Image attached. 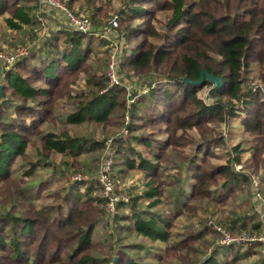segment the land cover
<instances>
[{"label": "trees", "instance_id": "trees-1", "mask_svg": "<svg viewBox=\"0 0 264 264\" xmlns=\"http://www.w3.org/2000/svg\"><path fill=\"white\" fill-rule=\"evenodd\" d=\"M38 1L0 0V17L16 30L34 27L38 24ZM98 2L68 0L66 5L98 23L104 14ZM163 13L167 14V21L165 32L161 33L155 23ZM117 16L118 30L131 47L121 63L123 71L140 77L152 72L158 75L154 79L155 87L153 81L150 90L139 95L131 106L120 87L100 94L108 86L107 76L93 73L89 63L95 49L103 46L104 41L95 45L91 36L70 31L53 33L43 40L39 49L5 71L6 85L0 95V100L4 99L0 103V264H97L99 261L95 235L97 224L106 215V200L101 196L98 181L74 182L65 194H57V203L38 209L30 202L32 189L26 188L27 180L36 176L37 165L25 170L23 178H13L16 159L26 158V149L35 146L36 138L41 140L43 160L55 154L79 158L102 146L89 138H72L66 131L60 136L43 129L56 117L62 100L75 99L73 85L83 74L90 77L86 93L92 95L91 101L69 115L66 123L106 124L125 119L129 114L131 121L126 127L130 135L124 141L123 137L113 140L114 169L122 155V175L127 171L144 174L148 191L143 197L151 200L150 208L157 207L156 198L163 194L160 170L169 159V151L181 156V164L172 167H186L189 171L190 193L178 201L180 205H175L172 218L141 209L139 197L117 207L115 223L132 224L116 226V231L134 229L153 242L165 243L160 264L167 257L175 258L178 264H194L198 260L199 242L210 232L219 237L210 227L199 232H175V221L195 211L197 205L192 204L199 205L205 200L225 203L249 181L248 175L234 170V164L242 163L243 153H251L250 167L260 175L264 187V93L245 90L244 77L254 64L264 68V0H122ZM202 70L222 79V86L211 96V105L199 94L210 90L212 83L205 81L195 86L183 82V79L198 81ZM239 113L243 135L251 147L242 150L237 146L234 161L215 165L211 158L219 159L214 148L224 138L210 125L221 124ZM7 114L9 121L5 120ZM144 130L151 133L137 135ZM193 130L199 133V141L191 135ZM156 131L164 138L157 139ZM132 144L145 147L149 157L135 152ZM188 145L195 147V156L189 160L178 153L179 148ZM46 188V183L41 184L37 193ZM125 207H129L130 213L121 215L119 212ZM227 225L232 232L261 230L259 223L249 228L246 219H236ZM236 247L223 248L235 254L231 260L227 254L226 258L221 257L224 251L218 247L202 264H236L240 258ZM259 247L258 243H252L249 249ZM116 255L117 262L112 260L115 264H141L125 251L119 250ZM191 255L195 259L190 260Z\"/></svg>", "mask_w": 264, "mask_h": 264}, {"label": "rangeland", "instance_id": "rangeland-1", "mask_svg": "<svg viewBox=\"0 0 264 264\" xmlns=\"http://www.w3.org/2000/svg\"><path fill=\"white\" fill-rule=\"evenodd\" d=\"M61 1L65 4L68 2V0ZM124 1L125 0H123V2ZM121 4L122 0H100V2H98V5L103 7L104 9V14L101 15L102 17L100 18L101 22H93L94 27H96L97 30L99 29V32L101 28L107 27L109 25V22L112 18L118 17L117 15ZM78 15L87 16L84 13H79ZM166 21L167 14H161L159 17V22L155 23V26L159 32H165ZM46 22H49L48 26L50 33H56L53 32L56 28L53 20L51 18H48L46 19ZM137 23L139 22H136V24ZM38 29L39 26L37 24L34 27L24 26L22 30H16L5 21L4 17H0L1 89L3 88V85H6L5 71L10 67L12 68L17 63V56H19L18 53L22 50H28L27 55H29L30 53L36 51L41 47L43 41L39 40L37 36L38 33L36 31ZM120 34L124 37V42L122 44V48L124 49V60V56L131 47L126 37L122 33ZM91 37L94 39L95 45H98L101 43V41H104L103 46H100V48H97V50L95 49L89 63V65H91L92 67V72L98 73L99 77H101L102 74L105 75L107 72L108 59L109 55L112 52V47L110 44L111 38H102L100 37V35ZM120 71L121 74L125 76L121 84L125 85L126 87H130L131 90L133 89L136 95H142L141 93H143L144 90L146 91L145 93H147L150 90L149 84H152L156 76H158L157 73L152 72V75H148L147 77H140L123 71L121 67ZM244 77L246 79L245 90L254 89L255 86H261L264 89V68H261L260 65H252L250 67V70L245 74ZM89 79L90 77L88 76V74H83L81 76V79H79L73 85L72 95L75 97V99L62 100L56 110V117L52 122L46 123L43 126V129L46 133H53L60 136L66 131V133L72 138H89L91 140L100 142L102 146L94 150L93 152L83 154L79 158L68 157L63 154H55L47 160H43V158L45 157H43L41 140L40 138H36L33 140V144H35V146H30L26 149V158L18 157L16 159V162L14 163L13 178L18 180L21 177H24L23 174L25 170L30 169L33 164L37 165L35 172L36 176L27 180L28 184H26V188L32 189L30 192V202L38 209L57 203V194H65L72 183L75 182L73 178L77 175H80L84 179L77 182H90L91 180L98 181L101 165L106 153L105 151L107 141H109L110 139L115 140L122 137V140L124 141L126 140V137L130 135L128 128V134L125 135L123 133L126 129L125 127L127 126L125 124L126 118L114 119L112 121H108L106 124H100L97 122H86L81 124L66 123L69 115L75 114L82 107H86L87 105H89L88 103H90L91 101L90 96H92L89 93H86L88 90L87 82ZM153 83H155V81ZM120 89L124 90V94L126 96L125 88L121 86ZM108 90L109 89L106 87L103 91L100 92V94H103ZM208 91L209 90H202L199 96L207 105H211L213 102L212 100H210L211 97H208ZM262 92L264 93V91ZM1 101H4V99L0 100V103ZM240 115L241 114L239 113V115L229 117L225 122L221 124L210 125L212 129L217 131L218 135L223 136L224 138V142L214 148V152L219 159L216 160L211 158V162L215 165H225L230 161H234V158H236L235 148L237 146H240L242 150H247L251 147V143L249 141H246L248 138L243 135V128L240 123ZM8 116L5 118V120L7 121L10 120V116ZM130 121L131 120L129 119L128 125L130 124ZM149 133H151V130H144L137 132V135H148ZM155 133L157 139L164 138V136L159 134L157 131ZM191 135L194 136L195 140L199 141L200 135L197 130L191 131ZM132 147L134 148V150H136L135 152H138L142 157H149L147 155V150H145V147L138 144H132ZM112 149L115 153V165L116 151L113 145ZM194 149V146L188 145L179 148L178 153L189 160L193 156H195L193 155L195 154ZM168 155V161L166 163H163L160 170V179L162 180L161 183H163L161 185V190L163 191V194L162 196L156 198L159 201L157 207L150 208L149 204L151 203V200H146L143 197L144 193L148 191L146 187L147 179L145 178L144 174L139 171H127L122 175V173L120 172L122 169L120 166L123 163L122 155L117 158V165L113 173V178L116 184V194L119 197H127L129 199L128 203H131V199L139 197L141 200V209L147 211L149 210L154 213H164L172 218L174 215L173 209L175 205H180L178 204V201H183L186 195L190 193L191 182L189 180L190 174L186 167H182V169L172 167L174 165L176 166V164H181V156L179 157L177 154L172 153L171 151H169ZM201 156L202 155L200 154L199 157L201 158ZM241 160L244 170L237 172L236 165L234 164L235 172L248 175L249 178L251 176L257 177V179L260 181V192L264 197V187L262 188L260 175L252 172V169L250 167L252 164L251 153L249 151L243 153L241 156ZM186 163L187 162H184V164ZM184 164H182V166ZM43 183H46L47 188L42 191L41 194H38V188ZM213 188L215 190L217 189V187L215 186H213ZM100 193L103 197L102 190ZM255 200L256 199H254V193L250 186V182L247 181L242 184V186L239 187L235 191V193L225 201V203L220 204L212 202L211 200H205L199 205L196 203L192 204L197 205L195 211L190 212L189 214H187V216H180L175 221L174 231L178 233H183V231L191 230L199 232L203 228L209 227V223H215L232 233V235L234 236L259 235L262 229L259 232L254 230H236L233 231V233L232 230H229L230 227L227 225L230 221H234L236 219H246L250 224L249 228L257 223L262 225L259 212L256 211L258 207L256 206L257 202ZM117 212V209L116 211L107 210L106 205V215L97 224L95 235V242L98 244L96 255L99 261L97 264H115L112 262V260L116 259L115 262H117L118 256L116 254L119 250L125 251L128 255L133 257V259L141 264H160L161 262L159 261V257L163 254L161 249H164L165 243L153 242L150 239L138 234L136 231H134V229L131 232L124 233H122L121 231H116V226H127L128 224H132L128 222H120L116 224L114 219ZM119 213L121 215L129 214V207L122 208ZM221 239L222 238L220 235L219 237H217V235L210 232L204 238V241H200L198 253L199 255L197 256L198 260H196L194 264H202V261H205L206 258L210 257L216 248L221 247V249H223V247L220 245ZM251 245L252 243H248L236 247V250L240 252V258L238 261H236V264H264V259L260 247L250 250L249 247H251ZM223 251L224 253L221 257H227L228 260H231L235 255L229 253L228 251L225 252V249H223ZM247 251L249 254H247ZM226 254L227 256L224 257ZM193 259L195 258L191 255L190 260ZM162 264H178V261L173 257H167L166 262Z\"/></svg>", "mask_w": 264, "mask_h": 264}, {"label": "built area", "instance_id": "built-area-1", "mask_svg": "<svg viewBox=\"0 0 264 264\" xmlns=\"http://www.w3.org/2000/svg\"><path fill=\"white\" fill-rule=\"evenodd\" d=\"M37 22L39 29L36 31L38 34L39 40H45L51 37L50 30L46 19H52L53 23H55L56 28L53 32L59 31H70L79 33L82 35L87 36H98L102 38H111V47L112 52L109 55L108 59V67H107V80L108 86L107 88H114L123 86L126 90V100L128 106H131L135 103L136 99L139 95L134 93V90L130 89V87H126L122 85L121 82L125 77L121 74L120 67L123 60V52L124 49L122 48V44L124 42V37L119 33V19L118 17H114L110 20L109 25L107 27L101 28L100 32L99 29L97 30L94 27L93 21L83 15H78L74 11L70 10L68 6L63 3L61 0H40L38 3V7L36 10ZM52 22V21H51ZM28 54V50H22L18 53L17 60L21 59L22 57ZM11 68V67H10ZM9 68V69H10ZM9 69H6L9 70ZM156 83L153 84L152 87H155ZM262 90L264 91L263 87L255 86L253 91ZM146 91L144 90L143 93ZM141 93V94H143ZM210 100H212L210 98ZM126 125L129 123V114H126ZM124 130V134H128L127 127ZM113 139H110L106 143V153L101 165V170L98 177V183L101 187L103 198L106 200L107 210L109 211H116L118 204L128 203L129 199L127 197H119L115 190L116 184L113 178L114 173V157L115 153L112 149ZM236 171L240 172L243 171V165L235 164ZM75 182L84 180L80 175H77L73 178ZM250 186L254 193V199L257 202L256 206L258 209L256 210L259 212L260 220H261V229L259 235L248 236V235H241V236H234L232 233L227 231L226 229L218 226L215 223H209V227L216 231L221 236L220 245L223 248H229L232 246H240L248 243H258L260 245L261 253L264 259V197L260 192V181L257 177L251 176L249 178Z\"/></svg>", "mask_w": 264, "mask_h": 264}, {"label": "water", "instance_id": "water-1", "mask_svg": "<svg viewBox=\"0 0 264 264\" xmlns=\"http://www.w3.org/2000/svg\"><path fill=\"white\" fill-rule=\"evenodd\" d=\"M205 81L213 84V87L208 91V94H209L208 97H211L213 93L222 86V79L215 77L213 74L209 73L207 70H202L200 72V79L198 81H190L188 79H183V82L187 84L195 85V86L201 85ZM0 95H1V87H0Z\"/></svg>", "mask_w": 264, "mask_h": 264}]
</instances>
